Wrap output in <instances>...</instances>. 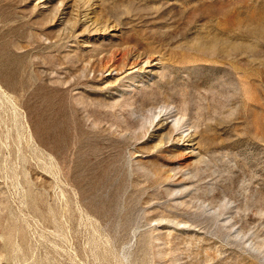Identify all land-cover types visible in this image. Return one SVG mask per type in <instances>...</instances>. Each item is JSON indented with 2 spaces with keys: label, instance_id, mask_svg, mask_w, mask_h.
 <instances>
[{
  "label": "rangeland",
  "instance_id": "obj_1",
  "mask_svg": "<svg viewBox=\"0 0 264 264\" xmlns=\"http://www.w3.org/2000/svg\"><path fill=\"white\" fill-rule=\"evenodd\" d=\"M0 264H264V0H0Z\"/></svg>",
  "mask_w": 264,
  "mask_h": 264
},
{
  "label": "bare ground",
  "instance_id": "obj_2",
  "mask_svg": "<svg viewBox=\"0 0 264 264\" xmlns=\"http://www.w3.org/2000/svg\"><path fill=\"white\" fill-rule=\"evenodd\" d=\"M68 9H69V8H68ZM87 13H89V12H87ZM92 13H93V12H92ZM89 16H91V15H89ZM90 19H92V21H95V19H94V15L91 16ZM87 20H88V19H87ZM99 26H100V25H99ZM100 27H101V26H100ZM107 27H108V26H107ZM100 29H101V28H100ZM102 30H103V29H102ZM116 58H117V57H116ZM130 63H131V62H130ZM130 63H129V64H130ZM130 65H131V64H130ZM112 67H113V65H112Z\"/></svg>",
  "mask_w": 264,
  "mask_h": 264
}]
</instances>
